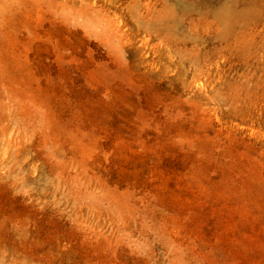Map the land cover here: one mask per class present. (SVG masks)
<instances>
[{"label": "rangeland", "instance_id": "1", "mask_svg": "<svg viewBox=\"0 0 264 264\" xmlns=\"http://www.w3.org/2000/svg\"><path fill=\"white\" fill-rule=\"evenodd\" d=\"M0 264H264V0H0Z\"/></svg>", "mask_w": 264, "mask_h": 264}]
</instances>
